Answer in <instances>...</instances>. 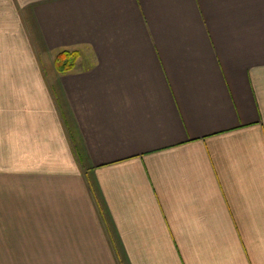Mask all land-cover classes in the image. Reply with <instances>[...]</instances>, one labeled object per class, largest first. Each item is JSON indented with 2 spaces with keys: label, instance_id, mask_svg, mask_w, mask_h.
I'll return each instance as SVG.
<instances>
[{
  "label": "crops",
  "instance_id": "obj_1",
  "mask_svg": "<svg viewBox=\"0 0 264 264\" xmlns=\"http://www.w3.org/2000/svg\"><path fill=\"white\" fill-rule=\"evenodd\" d=\"M0 59L11 264H264V0H3Z\"/></svg>",
  "mask_w": 264,
  "mask_h": 264
},
{
  "label": "rangeland",
  "instance_id": "obj_2",
  "mask_svg": "<svg viewBox=\"0 0 264 264\" xmlns=\"http://www.w3.org/2000/svg\"><path fill=\"white\" fill-rule=\"evenodd\" d=\"M3 0H0V3ZM0 66H6L5 60H1L0 59ZM16 253L13 252H7V251H2L0 252V264H11L14 261L11 259H16L17 257ZM37 256H40L42 259V263L43 264H68L67 258L65 261H63L62 259H58L56 261L55 257H54V253L51 251H45V252H28V264H39L40 260L39 258H37ZM61 257H62V253H61ZM15 263H20V262H15Z\"/></svg>",
  "mask_w": 264,
  "mask_h": 264
},
{
  "label": "trees",
  "instance_id": "obj_3",
  "mask_svg": "<svg viewBox=\"0 0 264 264\" xmlns=\"http://www.w3.org/2000/svg\"><path fill=\"white\" fill-rule=\"evenodd\" d=\"M82 56L80 49H63L56 54L55 68L60 73L73 71Z\"/></svg>",
  "mask_w": 264,
  "mask_h": 264
}]
</instances>
